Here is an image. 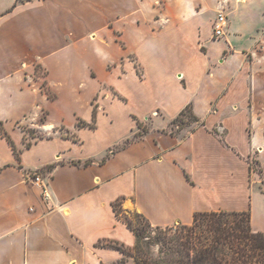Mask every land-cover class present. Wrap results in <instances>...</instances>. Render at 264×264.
Wrapping results in <instances>:
<instances>
[{
    "label": "crops",
    "instance_id": "obj_1",
    "mask_svg": "<svg viewBox=\"0 0 264 264\" xmlns=\"http://www.w3.org/2000/svg\"><path fill=\"white\" fill-rule=\"evenodd\" d=\"M221 9L225 35L214 38ZM36 63L49 87L51 67H61L63 88L50 87V96L30 84ZM102 82L112 96L102 94L94 115L71 102L72 125L52 119L61 98L69 103L89 84V104ZM114 100L128 107V128L98 145L102 120L115 126ZM188 105L197 122L167 132L156 117L155 130L130 140L138 119L160 112L172 120ZM42 107L50 125L76 135L19 149L14 123ZM0 127L9 137L0 131V264L115 263L123 254L107 244L135 242L114 211L118 199L160 226L189 224L198 211L253 214L264 206L249 161L264 167V0H0ZM251 225L264 231L252 216Z\"/></svg>",
    "mask_w": 264,
    "mask_h": 264
},
{
    "label": "trees",
    "instance_id": "obj_2",
    "mask_svg": "<svg viewBox=\"0 0 264 264\" xmlns=\"http://www.w3.org/2000/svg\"><path fill=\"white\" fill-rule=\"evenodd\" d=\"M197 121L189 105L172 119L181 125ZM0 131L9 139L1 127ZM120 203V199L113 202L114 211L133 231L135 242L130 248L108 243L123 254L113 264H126V258H131V264H264V231L252 228L249 209L198 211L189 224L166 226L152 225L136 211L144 221L136 227L122 215Z\"/></svg>",
    "mask_w": 264,
    "mask_h": 264
},
{
    "label": "rangeland",
    "instance_id": "obj_3",
    "mask_svg": "<svg viewBox=\"0 0 264 264\" xmlns=\"http://www.w3.org/2000/svg\"><path fill=\"white\" fill-rule=\"evenodd\" d=\"M107 68L110 69L111 65L108 64ZM138 70V68L136 67ZM26 77L30 84H35L37 87H39L43 92H48L51 96L53 91L51 88H60L62 86V82L58 80L60 74H61V67H51V77L48 84L50 87L46 84V75L47 70L44 66H42L40 63H36L32 65L27 71H26ZM94 86V85H93ZM90 85L87 84V87L84 89L83 95L79 94L78 97H75L73 100H69V103H66V98H61L59 100V103L57 106H52L51 110V117L52 119L56 120L58 118H63L64 122L67 125H72L73 121V115H72V109L71 107L67 106L71 102L74 103V105L77 107V110L83 114L88 115V107L93 108V115L96 112V103H99L101 100L102 94L107 93L109 97L112 96V92L110 90V87L107 86L105 83H100L99 91L90 99V102L88 104V96L86 94L89 93ZM94 88V87H93ZM73 106V104H71ZM88 105V106H87ZM127 106L124 105L123 102L119 100H114L112 102L111 110L114 112L115 121L114 124H110L105 119H103L100 123L99 131L93 135L94 140L96 139V142L98 145H102L111 139H114L119 136L122 132H124L128 128V122L130 121L128 118V112H127ZM130 108V107H129ZM134 108V106H133ZM16 112L10 113V117L15 116ZM8 116V120L4 121V125L6 126V129L8 132L11 133V124L12 120ZM80 117L77 112H75V121L76 118ZM157 118H163L164 123H166V126L162 129L158 130H164V131H171L174 132L178 128L186 127L188 125L193 124L194 122H190L185 125H181L180 123H173L172 120H166L165 115H163L160 112H155L153 114L147 115L144 118L137 120V125L134 127V129L130 132V140H135L138 138H141L146 133L151 132L152 130L156 129L155 119ZM185 119L187 116H184ZM46 123L47 126L45 125ZM15 127L18 129V132L21 137V145L18 146V148H22L29 144L30 142L46 137L48 135H62V136H70L74 137L76 135V132L71 127H67L64 123L60 122L58 124L50 125L49 122V114L48 110L44 107L37 108L36 111H34L30 115H26L25 117H22L20 120L16 121ZM92 126L94 125L93 119L90 121ZM15 132V131H13ZM2 146V145H1ZM3 147V146H2ZM249 161L251 163L252 169L254 172L257 173L258 178L261 181L259 184L260 186L264 185V167L259 164L255 157L252 156L249 158ZM121 207L124 209L122 212V215L125 216L127 219H130L133 224L136 227H140L144 224V221L141 219V217L138 215V213L132 209L130 206L121 205ZM254 207V218L253 214L251 213L253 224L255 227L262 228L264 227V206L263 205H253ZM132 260L131 258H126V264H131Z\"/></svg>",
    "mask_w": 264,
    "mask_h": 264
},
{
    "label": "built area",
    "instance_id": "obj_4",
    "mask_svg": "<svg viewBox=\"0 0 264 264\" xmlns=\"http://www.w3.org/2000/svg\"><path fill=\"white\" fill-rule=\"evenodd\" d=\"M226 25L227 14L224 12L223 9L218 10L212 22V36L214 38L223 37L225 35ZM30 176L31 179H33L34 183L40 187L42 199L48 203L51 199V194L47 187V184L44 181V178L40 176L38 172H35Z\"/></svg>",
    "mask_w": 264,
    "mask_h": 264
}]
</instances>
